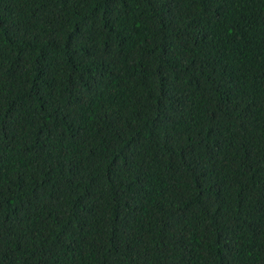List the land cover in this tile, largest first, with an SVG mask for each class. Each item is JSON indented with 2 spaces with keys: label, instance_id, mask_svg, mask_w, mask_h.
<instances>
[{
  "label": "trees",
  "instance_id": "16d2710c",
  "mask_svg": "<svg viewBox=\"0 0 264 264\" xmlns=\"http://www.w3.org/2000/svg\"><path fill=\"white\" fill-rule=\"evenodd\" d=\"M0 264H264V0H0Z\"/></svg>",
  "mask_w": 264,
  "mask_h": 264
}]
</instances>
